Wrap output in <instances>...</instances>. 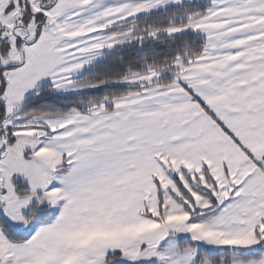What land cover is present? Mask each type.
I'll use <instances>...</instances> for the list:
<instances>
[{
  "label": "snow or ice",
  "instance_id": "obj_1",
  "mask_svg": "<svg viewBox=\"0 0 264 264\" xmlns=\"http://www.w3.org/2000/svg\"><path fill=\"white\" fill-rule=\"evenodd\" d=\"M0 264H264V0H0Z\"/></svg>",
  "mask_w": 264,
  "mask_h": 264
}]
</instances>
